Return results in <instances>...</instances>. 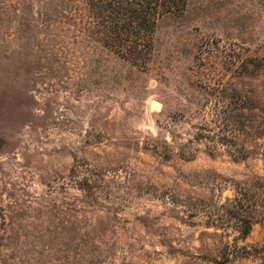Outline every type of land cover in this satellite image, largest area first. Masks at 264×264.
<instances>
[{
	"label": "rangeland",
	"instance_id": "rangeland-1",
	"mask_svg": "<svg viewBox=\"0 0 264 264\" xmlns=\"http://www.w3.org/2000/svg\"><path fill=\"white\" fill-rule=\"evenodd\" d=\"M263 55L262 0H191L139 58L87 0H0V264L263 263L264 213L207 225L264 175L213 142L234 89L264 99Z\"/></svg>",
	"mask_w": 264,
	"mask_h": 264
},
{
	"label": "trees",
	"instance_id": "trees-1",
	"mask_svg": "<svg viewBox=\"0 0 264 264\" xmlns=\"http://www.w3.org/2000/svg\"><path fill=\"white\" fill-rule=\"evenodd\" d=\"M190 1L87 0V7L109 42L132 58H139V43H151L158 21L166 15L182 14ZM254 62L256 61L249 64L258 67L264 77V55L259 57L257 64ZM232 94V99L236 102L227 119V128L213 136L214 145H223L226 142L228 146H233L241 139L240 152L233 154V158L244 160L261 156L264 159V99L255 102L252 99L253 90L243 94L242 91L234 89ZM235 110H242L245 114L239 115ZM239 116L242 117L240 120ZM215 117L218 121L220 115ZM256 179L259 185L254 188L245 181L239 189H235L233 197L226 198L217 207L207 225L223 230L233 229L238 232L239 237L245 238L258 216L264 213V175L257 176Z\"/></svg>",
	"mask_w": 264,
	"mask_h": 264
},
{
	"label": "water",
	"instance_id": "water-1",
	"mask_svg": "<svg viewBox=\"0 0 264 264\" xmlns=\"http://www.w3.org/2000/svg\"><path fill=\"white\" fill-rule=\"evenodd\" d=\"M152 105H153V108H152V109H154V110H156V111H159V110L161 109V103H159V102L156 101V100H153Z\"/></svg>",
	"mask_w": 264,
	"mask_h": 264
},
{
	"label": "bare ground",
	"instance_id": "bare-ground-1",
	"mask_svg": "<svg viewBox=\"0 0 264 264\" xmlns=\"http://www.w3.org/2000/svg\"><path fill=\"white\" fill-rule=\"evenodd\" d=\"M152 103H153V100L150 102V107H151V108H153V105H152Z\"/></svg>",
	"mask_w": 264,
	"mask_h": 264
}]
</instances>
